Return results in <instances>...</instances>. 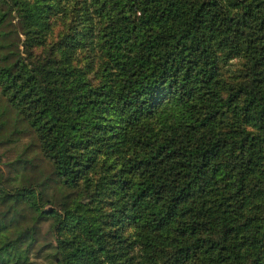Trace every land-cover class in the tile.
Masks as SVG:
<instances>
[{"label": "trees", "instance_id": "obj_1", "mask_svg": "<svg viewBox=\"0 0 264 264\" xmlns=\"http://www.w3.org/2000/svg\"><path fill=\"white\" fill-rule=\"evenodd\" d=\"M21 138L0 264H264V0H0Z\"/></svg>", "mask_w": 264, "mask_h": 264}, {"label": "rangeland", "instance_id": "obj_2", "mask_svg": "<svg viewBox=\"0 0 264 264\" xmlns=\"http://www.w3.org/2000/svg\"><path fill=\"white\" fill-rule=\"evenodd\" d=\"M26 140V138H21L19 141H17L12 146H0V167L2 168L3 172L7 174V169L3 165V162L6 160H11L16 153L21 149L23 146V142ZM44 206H48L45 204ZM48 220L43 219L39 223V229H38V242L35 244L34 249L38 247L39 244L45 243V242H52L53 238L51 234L48 231ZM33 253V252H32ZM49 253L48 249H43L40 251V253H35L38 255L31 257V263L29 264H48L46 255Z\"/></svg>", "mask_w": 264, "mask_h": 264}]
</instances>
